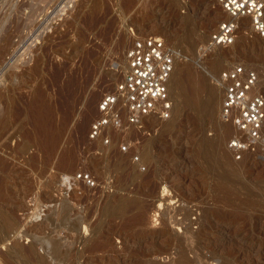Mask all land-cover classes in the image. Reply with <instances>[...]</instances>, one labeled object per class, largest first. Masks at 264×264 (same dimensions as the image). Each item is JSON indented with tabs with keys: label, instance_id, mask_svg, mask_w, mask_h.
Here are the masks:
<instances>
[{
	"label": "rangeland",
	"instance_id": "obj_1",
	"mask_svg": "<svg viewBox=\"0 0 264 264\" xmlns=\"http://www.w3.org/2000/svg\"><path fill=\"white\" fill-rule=\"evenodd\" d=\"M223 17L215 0H0V264H264V151L228 149L213 81L235 61L264 69V38L246 22L202 55ZM131 26L180 50L173 79L189 70L204 86L199 108L171 90L170 118L149 116L124 152L119 131L111 144L89 133Z\"/></svg>",
	"mask_w": 264,
	"mask_h": 264
},
{
	"label": "built area",
	"instance_id": "obj_2",
	"mask_svg": "<svg viewBox=\"0 0 264 264\" xmlns=\"http://www.w3.org/2000/svg\"><path fill=\"white\" fill-rule=\"evenodd\" d=\"M227 16L221 18L201 46L206 55L219 47L235 43L243 28L253 36L264 37V0H215ZM131 40L125 49L127 68L123 77L99 102V115L90 128L92 139L113 142L110 130L122 133L117 142L121 151L133 146L131 133L146 131L150 115L168 118L173 110L169 81L181 52L167 38L156 32L140 33L130 27ZM224 89L220 117L234 130L227 146L236 159L247 153L264 151V69L245 61L227 64L213 75ZM138 142V141H137ZM134 142V143H137ZM88 185L96 183L90 173L80 174Z\"/></svg>",
	"mask_w": 264,
	"mask_h": 264
},
{
	"label": "bare ground",
	"instance_id": "obj_3",
	"mask_svg": "<svg viewBox=\"0 0 264 264\" xmlns=\"http://www.w3.org/2000/svg\"><path fill=\"white\" fill-rule=\"evenodd\" d=\"M222 12L224 13V15L225 16H227V14L222 10ZM215 19V18H214ZM244 24L246 23V22H248V26L250 25V21H249V19H245L244 21ZM245 26V25H244ZM246 26H247V24H246ZM241 32V31H240ZM239 35H240V33H239ZM257 35V34H256ZM257 36H259L260 38H264V37H262V36H260V35H257ZM238 38H239V36H238ZM238 38H237V40H238ZM237 40L235 41V43L237 42ZM235 43L234 44H232V45H230V47L231 46H233V45H235ZM219 48H224V47H219ZM176 66L177 65H175V68H174V71H173V73H172V75H171V78H170V81H169V88H170V90H173V89H178L179 91H178V93L180 94V96L183 98V101H184V103L185 104H187V105H190V106H192V107H194V108H199L200 107V97H201V92H202V88H203V86L204 85H202L203 83L200 81V78H199V75H198V77L197 76H195L196 75V73H195V75H194V72H190L189 70H186L185 71V73H183V74H181L180 75V77H178L177 76V78H174L173 79V75H174V73L176 74ZM176 75H174V77H175ZM173 79V80H172ZM202 79V78H201ZM170 83H172V85L170 84ZM215 83V82H214ZM215 85H217L219 88H221V89H223L221 86H219L218 84H216L215 83ZM224 90V89H223ZM37 95H39V94H37ZM41 95V94H40ZM35 99H37V98H35ZM42 101V100H41ZM37 102H39L38 101V99H37ZM42 103V102H41ZM34 105V104H33ZM37 105V107H38V103L36 104ZM35 106V105H34ZM45 107V106H44ZM36 108V107H35ZM45 108H47V107H45ZM39 110V109H38ZM44 110V109H43ZM36 112V111H35ZM35 112H34V115H35ZM38 112V111H37ZM47 112H49V111H47ZM38 115H36V116H38L37 118H40V120H39V124L41 125L40 127H41V130H40V134L42 135V137H43V139H44V142H45V147H46V149L48 150V152H50V149H51V144H49V143H51V142H49L50 140L48 139L50 136H48V133H51L52 134V131H50L49 132V129L48 128H46V126L44 125L45 124V122H44V118L45 117H43V116H45L46 114L45 113H42V112H40V113H37ZM70 114V113H69ZM47 115H49L48 113H47ZM35 116V117H36ZM50 116V115H49ZM151 116V115H150ZM48 117V116H47ZM46 117V120L48 119ZM149 117V116H148ZM147 117V118H148ZM67 118V117H66ZM65 118V119H66ZM170 118V117H169ZM36 119V118H35ZM68 119H69V117H68ZM86 119V121L85 122H87V121H89V119H90V117H86L85 118ZM64 121V120H63ZM67 121V120H66ZM65 121V122H66ZM48 122H50V120L48 121ZM48 122H47V125H48ZM84 122V123H85ZM2 123V122H1ZM37 123V122H36ZM67 123V122H66ZM88 123V122H87ZM227 124V123H226ZM38 125V124H37ZM63 125V124H62ZM84 125V124H83ZM85 125H86V123H85ZM228 126V125H227ZM49 127V126H48ZM85 127V126H84ZM230 127V126H229ZM51 129H52V126H51ZM53 130V129H52ZM64 130V129H63ZM86 130V129H85ZM39 131V130H38ZM84 131V130H83ZM54 132V131H53ZM120 133V132H119ZM38 134V133H37ZM39 134V135H40ZM62 136V135H61ZM54 137L56 138V136L54 135ZM32 138V137H31ZM51 138V137H50ZM63 138V137H62ZM122 138V137H121ZM54 139V138H53ZM58 139H59V137H58ZM39 140V139H38ZM56 140V139H55ZM43 143V142H42ZM56 144V143H55ZM58 144V143H57ZM43 145V146H44ZM30 146V145H29ZM43 146H41V147H43ZM57 147L56 145H54V140H53V147ZM23 147H25L24 145H23ZM26 147H28L27 145H26ZM54 147V148H55ZM44 148V147H43ZM24 149V148H23ZM28 148H26V150H27ZM229 149V148H228ZM45 150V149H44ZM66 150V149H65ZM133 150V149H132ZM23 151V150H22ZM24 151H25V149H24ZM54 151H55V149H54ZM47 153V152H46ZM62 153V152H61ZM51 154V153H50ZM65 154V153H64ZM67 154V153H66ZM48 155V154H47ZM73 155V154H72ZM67 156V155H66ZM48 157H49V155H48ZM50 158V157H49ZM65 158V157H64ZM63 158V159H64ZM69 158V157H68ZM72 158V157H71ZM74 158V157H73ZM72 158V159H73ZM1 159V158H0ZM66 160V159H65ZM71 161H73V160H71ZM60 163V162H59ZM66 163V162H65ZM65 163H64V166H65ZM62 164H63V162H62ZM71 164V163H70ZM59 165V164H58ZM67 166V165H66ZM74 168H75V166H74ZM64 169V168H63ZM72 170V169H71ZM124 204H129V203H124ZM162 204V203H161ZM160 204V205H161ZM122 206H123V204H122ZM121 206V207H122ZM125 208V207H124ZM123 211H125V210H123ZM121 213H123V212H121ZM138 215H140V214H138ZM138 215H136V216H138ZM141 217H143V214H141ZM134 218V221H133V219H132V221L133 222H135V220L137 221V220H140V219H142V218H140V217H138V218H140V219H136L137 217H133ZM145 220V219H144ZM144 220H142V221H140V222H143ZM131 221V220H130ZM138 222V221H137ZM139 223V222H138ZM137 224V223H136ZM4 240V239H3ZM2 239L0 240L1 242L3 241ZM16 240V239H15ZM4 244V243H3ZM2 244V245H3Z\"/></svg>",
	"mask_w": 264,
	"mask_h": 264
}]
</instances>
